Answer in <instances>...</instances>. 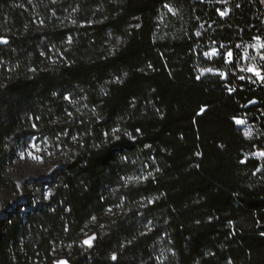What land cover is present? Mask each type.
<instances>
[{"label": "trees", "instance_id": "obj_1", "mask_svg": "<svg viewBox=\"0 0 264 264\" xmlns=\"http://www.w3.org/2000/svg\"><path fill=\"white\" fill-rule=\"evenodd\" d=\"M228 6L0 0V190L61 154L0 264H264V0Z\"/></svg>", "mask_w": 264, "mask_h": 264}, {"label": "rangeland", "instance_id": "obj_2", "mask_svg": "<svg viewBox=\"0 0 264 264\" xmlns=\"http://www.w3.org/2000/svg\"><path fill=\"white\" fill-rule=\"evenodd\" d=\"M59 153L49 149L46 143L37 141L30 142L26 150L18 153V157L5 170V175L16 185L17 193L9 194L0 190V217L6 216L8 209L33 201V198L27 194L30 184L42 181L49 176L60 160ZM262 154L264 153L256 152L259 158L263 157ZM258 173H264L262 166L258 168ZM1 231L0 224V233Z\"/></svg>", "mask_w": 264, "mask_h": 264}, {"label": "built area", "instance_id": "obj_3", "mask_svg": "<svg viewBox=\"0 0 264 264\" xmlns=\"http://www.w3.org/2000/svg\"><path fill=\"white\" fill-rule=\"evenodd\" d=\"M213 3H216V4H220V5H223V8H222V13L224 15H227L229 13V6H228V3L230 2V0H211ZM260 153H264L263 150H260L258 151Z\"/></svg>", "mask_w": 264, "mask_h": 264}, {"label": "water", "instance_id": "obj_4", "mask_svg": "<svg viewBox=\"0 0 264 264\" xmlns=\"http://www.w3.org/2000/svg\"><path fill=\"white\" fill-rule=\"evenodd\" d=\"M228 57H229V55H228ZM55 264H69V262L66 259L62 258V259H59L58 261H56Z\"/></svg>", "mask_w": 264, "mask_h": 264}, {"label": "snow or ice", "instance_id": "obj_5", "mask_svg": "<svg viewBox=\"0 0 264 264\" xmlns=\"http://www.w3.org/2000/svg\"><path fill=\"white\" fill-rule=\"evenodd\" d=\"M170 11H171V9H169ZM222 15H223V13H221ZM239 122V121H238ZM115 131V130H114ZM262 155H264V154H262ZM86 243H87V241H86ZM113 259H115V257H113Z\"/></svg>", "mask_w": 264, "mask_h": 264}]
</instances>
